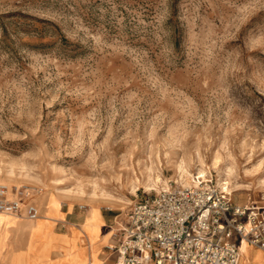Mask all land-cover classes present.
I'll use <instances>...</instances> for the list:
<instances>
[{
    "label": "rangeland",
    "instance_id": "rangeland-1",
    "mask_svg": "<svg viewBox=\"0 0 264 264\" xmlns=\"http://www.w3.org/2000/svg\"><path fill=\"white\" fill-rule=\"evenodd\" d=\"M196 174L264 204V0H0V183L125 213Z\"/></svg>",
    "mask_w": 264,
    "mask_h": 264
},
{
    "label": "built area",
    "instance_id": "built-area-1",
    "mask_svg": "<svg viewBox=\"0 0 264 264\" xmlns=\"http://www.w3.org/2000/svg\"><path fill=\"white\" fill-rule=\"evenodd\" d=\"M24 191L0 183V212L35 219ZM241 243L264 251V204L234 203L211 179L146 194L130 205L115 264H238Z\"/></svg>",
    "mask_w": 264,
    "mask_h": 264
},
{
    "label": "crops",
    "instance_id": "crops-1",
    "mask_svg": "<svg viewBox=\"0 0 264 264\" xmlns=\"http://www.w3.org/2000/svg\"><path fill=\"white\" fill-rule=\"evenodd\" d=\"M25 193L24 203H34L39 216L0 213V264H115L116 252L109 246L123 238L130 207L123 213L92 202L74 211L61 198L57 208L51 198L43 210L39 194L35 202L29 191ZM91 204L97 207L88 209ZM238 264H264V251L241 243Z\"/></svg>",
    "mask_w": 264,
    "mask_h": 264
},
{
    "label": "bare ground",
    "instance_id": "bare-ground-1",
    "mask_svg": "<svg viewBox=\"0 0 264 264\" xmlns=\"http://www.w3.org/2000/svg\"><path fill=\"white\" fill-rule=\"evenodd\" d=\"M182 177V176H181ZM187 178V177H186ZM197 179H205V176H202V175H199V174H196L192 179L196 180ZM191 179V180H192ZM188 182V181H187ZM41 202V204L43 205V210L45 208H48L49 205H50V195L49 193H45L44 195H42L41 197L38 198ZM41 206V205H40ZM96 212V211H95ZM98 212V211H97ZM0 213H4V212H0ZM91 213V212H90ZM5 214H8V213H5ZM10 215H13V214H10ZM90 215V214H89ZM36 221V220H35ZM48 224V223H47Z\"/></svg>",
    "mask_w": 264,
    "mask_h": 264
}]
</instances>
